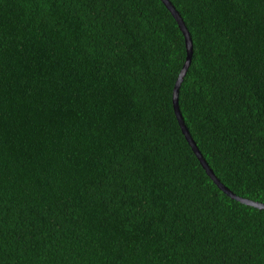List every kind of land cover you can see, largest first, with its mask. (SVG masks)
Segmentation results:
<instances>
[{"label":"trees","instance_id":"trees-1","mask_svg":"<svg viewBox=\"0 0 264 264\" xmlns=\"http://www.w3.org/2000/svg\"><path fill=\"white\" fill-rule=\"evenodd\" d=\"M186 127L264 204V0H169ZM162 0H0V264H264V210L179 125Z\"/></svg>","mask_w":264,"mask_h":264},{"label":"water","instance_id":"water-1","mask_svg":"<svg viewBox=\"0 0 264 264\" xmlns=\"http://www.w3.org/2000/svg\"><path fill=\"white\" fill-rule=\"evenodd\" d=\"M165 5L169 8V10L172 12L173 16L176 18L180 29L182 30L184 36H185V40H186V49H187V59L186 62L179 74L178 80L176 82V86L174 88V93H173V105H174V111L176 114V117L178 119L179 125L182 129L183 134L185 135L186 139L188 140L189 144L191 145L194 153L196 154V156L198 157V159L200 160L202 166L204 167V169L206 170V172L208 173V175L214 180V182L226 193L228 194L230 197H232L233 199H236L240 202H243L247 205H251L254 207H257L259 209H263L264 210V204L259 203V202H255L249 199H245L242 197H238L236 194H234L232 191H230L227 187H225L219 180L218 178L215 176L214 172L212 171V169L210 168V166L208 165V163L206 162V160L204 159V157L202 156L200 150L198 149L196 143L194 142L188 128L185 125L183 116L181 114L180 111V107H179V89H180V85L181 82L190 66L191 60H192V53H193V46H192V39L190 36V33L185 25V23L183 22L180 14L176 11V9L174 8V6L172 5V3L169 0H162Z\"/></svg>","mask_w":264,"mask_h":264}]
</instances>
